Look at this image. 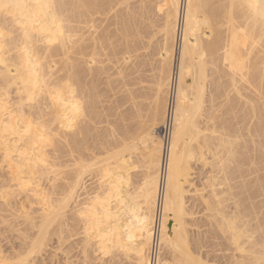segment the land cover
<instances>
[{"label": "bare ground", "instance_id": "bare-ground-1", "mask_svg": "<svg viewBox=\"0 0 264 264\" xmlns=\"http://www.w3.org/2000/svg\"><path fill=\"white\" fill-rule=\"evenodd\" d=\"M163 3L152 109L125 91L123 67ZM107 91L120 96L99 111ZM201 206L204 240L188 234ZM0 223L20 243L0 264L63 248L78 225L110 261L264 264V0H0Z\"/></svg>", "mask_w": 264, "mask_h": 264}, {"label": "rangeland", "instance_id": "rangeland-1", "mask_svg": "<svg viewBox=\"0 0 264 264\" xmlns=\"http://www.w3.org/2000/svg\"><path fill=\"white\" fill-rule=\"evenodd\" d=\"M163 8L161 9V13H159V15H158V13H156V15H154L155 13H153V17L155 16V18L153 19V22H155V23H153V26L152 27H150L149 29H148V35H147V37H143L142 39H140V40H143V41H141V43H144V44H146V45H144L143 47H141V50L139 51V52H137V54L139 55L138 56V58H137V60H136V58L133 56V55H131L132 56V59L127 63V66H124L123 68H125V67H127L126 69H125V74H126V76H128L127 77V83H125V91L126 92H128L127 90H130V91H132V89H133V92H134V90L136 89L137 90V92H136V94H138L139 96H140V99H138L137 101H139L140 100V102H138V103H140L141 105H145V103H147L148 104V102H149V104H148V106H152V107H150V108H154V106H156V102H155V100H156V95H157V92H158V90H157V85H156V83H157V81H158V76H159V74H160V72H159V69H160V66H161V62H159L160 61V56H159V54H160V52H161V48H162V44H164L163 42H164V38H165V36H164V28H165V26H166V20H165V15H164V13H165V11H166V3H163ZM156 12V11H155ZM146 24L148 25V22H146ZM154 24H155V26H154ZM153 28V29H152ZM151 30V31H150ZM163 30V31H162ZM149 34H151V35H149ZM151 37V39H149ZM147 38V40H145ZM150 41V42H149ZM147 48V49H146ZM135 55V54H134ZM135 60V62H133ZM141 61V64H140V61ZM139 61V62H138ZM133 62V63H132ZM137 63H138V65H137ZM134 65L136 66V67H134ZM134 67V69L136 70L137 68V70L135 71L132 67ZM128 69V70H127ZM130 69V70H129ZM139 69H140V72H138L139 71ZM127 70V71H126ZM129 71H130V73H129ZM134 71H135V73H134ZM136 74H138V75H136ZM221 76V75H220ZM130 77V78H129ZM133 77V78H132ZM138 77V78H137ZM213 77V76H212ZM218 77V76H217ZM217 77H215V75H214V79H216ZM223 76H221L220 77V81H219V79H218V81H219V84H221L223 87V90H224V93L222 94V97L221 98H219V99H216V105H218L219 104V108H218V110H217V112H215L218 116H219V119L216 121L215 120V122L218 124V128H219V126H221V123L223 122H225V120H227V119H229L230 118V116L229 115H225L224 117H222L221 115H223V114H225V113H227V106H222L223 105V103H224V101H226V90L228 89V85H227V82L229 81V79H228V77H223ZM155 78V79H154ZM211 78V77H210ZM128 79H131V81L130 82H128L129 80ZM137 79V80H136ZM213 79V78H212ZM131 83V84H130ZM130 85V86H129ZM127 86V87H126ZM100 88L101 89H104L105 88V86L102 84L101 86H100ZM124 89L122 90V92H123V95L121 94V93H119L120 95H121V97H127L126 95V93L124 92ZM118 92V91H117ZM112 93H113V95H112ZM115 93V94H114ZM125 94V95H124ZM207 94V93H206ZM111 95H112V97H111ZM120 95H116V92H111V93H109L108 91L106 92V94L104 95V97H102L101 98V104H100V109H99V111H104L105 109H108L109 107H110V105H111V103L112 102H114V100H116V99H118L119 98V96ZM117 96V97H116ZM138 96V97H139ZM116 97V98H115ZM115 98V99H114ZM144 98V99H143ZM142 99V100H141ZM127 100V99H126ZM136 100V99H135ZM127 102H128V105H129V102H130V100L128 101H125V104H124V108H126V109H123L124 111H130L129 110V108H131L130 106H131V104L129 105V108H128V106H127ZM132 102V101H131ZM207 105H209V104H207ZM126 106V107H125ZM102 107V108H101ZM128 108V109H127ZM122 110V109H121ZM122 110V111H123ZM152 111V110H151ZM131 112V111H130ZM128 115V114H127ZM145 113H143V116L145 117ZM130 116V115H129ZM102 118H105L104 116L102 117ZM113 119H115V118H113V117H110L109 118V120H113ZM141 121H142V123H146V121L144 120V118H142L141 119ZM220 121V122H219ZM141 123V122H140ZM105 124V123H104ZM104 124H102V125H100V130L102 129V128H104ZM135 124L136 123H132V125L133 126H135ZM148 124H149V122H147V124H146V126L145 127H147L148 126ZM216 124V125H217ZM106 125V124H105ZM132 125H130L129 124V126L130 127H132ZM103 126V127H102ZM149 126H150V124H149ZM154 129H155V131L157 130L156 129V126L155 127H153ZM169 134H170V128H169ZM157 135V136H156ZM155 136L156 137H158V136H160V133L158 132V131H156L155 132ZM143 142H142V139H140L138 142H137V145H138V152L139 151H141L142 149H143V144H142ZM144 147H145V144H144ZM149 149H150V147L148 148V151H149ZM144 153L145 152H147L146 151V148H145V151H144V149L142 150ZM143 152H141L142 154H143ZM128 153V154H127ZM127 153H125V158H126V160H128V158H129V160L131 161V163L133 162H135L136 160H138V161H136L133 165H132V167H135V168H137V166L138 165H136V164H138L139 162V167L137 168V169H132L131 170V172H133L132 174H134V173H138V175H141V176H136L137 174H134L136 177H137V179H138V177L139 178H141L142 177V173L141 174H139L140 173V171H142L143 169L141 168V162H142V156L140 157V154L139 153H137L136 152V155L138 156V154H139V156H138V159H137V156L135 155L134 156V154L132 155L133 157H131L130 156V152H127ZM140 157V158H139ZM132 159V160H131ZM134 159H136L135 161H134ZM199 166H201V165H198L197 166V168L199 169V170H197L198 172V174H196V175H194L193 177V179H194V181H193V183H195V184H197V187L199 186V188H201L202 189V185L200 186V183L202 182H204V180L202 179V178H204L205 176H207V174H205V173H207V171L209 170V166L207 167V168H204V169H202L203 170V175L199 172L200 171V168H199ZM201 168H203V167H201ZM201 170V171H202ZM143 172V171H142ZM209 172V171H208ZM200 173V174H199ZM93 176V175H92ZM92 176H90V177H88V178H86V184H87V188H89V181H90V183L94 180V183L96 182L95 180L96 179H94V176L92 177ZM92 177V178H91ZM90 178H91V180H90ZM201 178V179H200ZM136 178H135V180H137ZM142 179V178H141ZM140 181L141 180H138L137 182L138 183H140ZM94 183H91V184H93L94 185ZM201 183V184H202ZM91 184H90V188H92V187H94L93 185H92V187H91ZM96 185V184H95ZM89 188V189H90ZM189 190H191V191H193V188L191 189H189ZM81 192V191H80ZM191 193H193V192H191ZM190 193V194H191ZM189 194V195H190ZM206 194V193H205ZM197 195V194H196ZM195 194L194 195H192L194 198H195V196H196ZM188 196V195H187ZM193 197H191V195H190V197L188 196L187 197V201H189V202H187V205L188 206H191L192 205V203H196L197 202V199L199 200V197L198 196H196L197 197V199H194ZM82 198H84V197H81V201H82ZM188 198H191V201H190V199H188ZM193 198V199H192ZM191 203V204H190ZM197 204L199 205V201L197 202ZM35 208V207H34ZM202 206L200 207V208H198V210H197V216H195V217H193L192 218V221L194 222V223H198V226H200V227H198L199 228V230H198V228H195L194 226V228H192V227H190L189 228V232H190V229H191V232L189 233L188 232V234L191 236V237H193L194 235L195 236H197V235H200L201 237H202V239H203V234H204V229H205V231H206V228L209 230V226H207V225H204L206 222V219H204L205 217H204V214H203V211H202ZM35 209H37V208H35ZM201 210V211H200ZM199 211H200V213L201 214H199ZM6 214L8 215V214H10V212H6L5 213V216H6ZM203 215V216H202ZM201 217V218H200ZM8 218H10V217H8ZM11 219V218H10ZM10 219H7V220H10ZM194 219V220H193ZM197 219V220H196ZM199 220L201 221V222H199ZM196 221H198V222H196ZM202 223V224H201ZM4 224L7 226V228H5L6 226H4ZM4 224H1L0 223V233L2 232L3 234H2V237H4V238H2L1 237V234H0V246L2 247V245H3V248H0L1 249V251L3 252V254H4V252L6 253V255H7V257H10V256H12L13 254H14V250H15V247L16 248H18L19 247V244L20 243H18V241L17 240H14V239H16V237H15V233H13V231H12V229L11 230H9L10 228H9V226L6 224V223H4ZM201 224V225H200ZM2 225L4 226V227H2ZM82 226V225H81ZM81 226H79L78 225V227H77V229L79 230L78 232L79 233H77V236L76 237H74V236H72V239L71 238H67L65 241H64V247L62 248V246H56L57 244H55V243H57V241H56V239H54L53 241H52V244H50L48 247L49 248H46V250H47V252H49L50 253V255H48V254H46V250H45V253H42V255H38V256H35L34 257V259L32 260L33 262H31L30 264H114L116 261L115 260H118V262H119V260H120V262L122 263V264H128L129 263V261H125L124 259H123V261H125L124 263L122 262V259H118L117 257H115V259H114V261H110L109 259H110V257H108V256H104L102 253H101V251H95V248H91L90 246L88 247L87 246V243H86V240H85V235H84V233H83V231H80V229H82V227ZM203 226L205 227V228H203ZM197 227V226H196ZM3 228V229H2ZM80 228V229H79ZM194 229V230H193ZM196 229V230H195ZM200 229L202 230V232L200 231ZM4 230H6V232L4 231ZM83 230V229H82ZM207 230V231H208ZM7 231H8V234H6L7 233ZM9 231H12V235L9 233ZM199 232H201V233H199ZM203 233V234H202ZM10 234V235H9ZM14 234V235H13ZM79 234V235H78ZM191 234H193V236L191 235ZM197 234V235H196ZM4 235V236H3ZM5 235L7 236V237H5ZM8 236H11V237H8ZM12 237H13V239H12ZM15 237V238H14ZM7 238V239H6ZM9 238L11 239V240H9ZM193 238H195V237H193ZM3 239V240H2ZM4 240H6V241H4ZM14 242H13V241ZM69 240H70V242H69ZM204 240V239H203ZM15 241H17V243L15 242ZM56 241V242H55ZM13 242V243H12ZM53 242H55L54 244H53ZM65 242H66V244H65ZM11 243V244H10ZM207 243L209 244V245H207V248H211L212 249V247H214L209 241H207ZM206 240L204 241V244H205V247H204V249L202 250V251H208L207 252V254H205L206 252H203L205 255H209L210 253H211V251H212V253H211V255H210V257H209V261L211 260V258L212 257H214V255H212L213 253L215 254V256H216V250L218 249H216L215 248V250H214V248H213V250H211L210 248V250L211 251H209V250H207V248H206ZM10 246H9V245ZM59 245V244H58ZM63 245V244H62ZM192 245H194V242H192ZM5 246V247H4ZM6 246H8V248H6ZM13 246V247H12ZM53 247V248H52ZM56 248V250L58 249V248H60V249H58V251H56L55 250V248ZM6 249V250H5ZM48 249H50V250H48ZM68 249V250H67ZM69 249H71V250H69ZM13 250V251H12ZM52 250H54V251H52ZM61 250V251H60ZM63 250V251H62ZM60 251V252H59ZM215 251V252H214ZM56 252V253H55ZM62 252V253H61ZM165 252H167V254H168V251H165ZM10 253V254H9ZM44 254V255H43ZM66 254H69L68 256L66 255ZM165 254V255H164ZM163 255H164V257L165 258H169V255H167V257H166V253H164ZM5 255V254H4ZM3 255V256H4ZM47 255V256H46ZM53 255V256H52ZM34 256V255H33ZM206 256V257H207ZM44 257V258H43ZM113 258V257H112ZM111 258V260H113ZM117 258V259H116ZM214 259V261H215V257L213 258ZM9 260H11V259H9ZM38 260V261H37ZM40 262V263H39ZM112 262V263H111ZM118 262L117 263H115V264H118ZM14 262H11V264H13ZM214 263V262H213ZM212 263V260H211V263L210 264H213ZM120 264V263H119Z\"/></svg>", "mask_w": 264, "mask_h": 264}]
</instances>
